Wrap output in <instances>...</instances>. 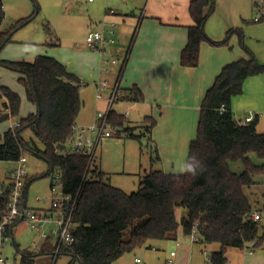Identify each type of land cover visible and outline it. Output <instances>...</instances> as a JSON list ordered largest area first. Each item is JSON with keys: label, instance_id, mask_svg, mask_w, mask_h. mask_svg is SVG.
Instances as JSON below:
<instances>
[{"label": "trees", "instance_id": "obj_1", "mask_svg": "<svg viewBox=\"0 0 264 264\" xmlns=\"http://www.w3.org/2000/svg\"><path fill=\"white\" fill-rule=\"evenodd\" d=\"M215 10V0L190 3L189 13L194 25L188 28V41L181 52L183 68L199 67L204 43L220 48L228 46L234 34L244 38L243 32L234 29L228 31L223 41L209 38L206 24ZM5 18L4 4L0 0V52L11 42L15 32L31 20L5 30ZM0 68L20 75L26 99L36 107L35 113L16 122L18 126L14 130L0 137V163L15 164L23 154L29 153L47 164L49 172L45 177L53 178L56 172L62 174L66 195L75 197L80 191L73 216L75 243L61 253L71 256L72 263L114 264L151 241L180 243L181 228L189 238L195 227L201 235L200 243L220 245V250L211 255L210 264H228L229 249L264 252L261 217L260 221L254 220L255 211L245 192L258 184L254 176H264V165H255L250 158L255 154L264 160V133L257 130V116L252 123L243 126L236 121L232 110V100L243 94L246 80L264 74V66L252 54L248 59L227 64L204 96L197 136L189 146L187 158L188 161L195 156L200 162L197 174L150 172L138 192L132 194L107 184L106 175L96 168V162L90 164L83 157L61 154L72 138L83 107L81 81L67 66L55 58L37 56L33 62L0 59ZM122 91L121 101L140 104L145 99L137 86ZM21 105L20 95L8 87H0V124L13 120ZM110 122L121 133L127 119L112 112ZM144 125L142 136H136L133 129L124 132L132 139L151 140L157 123L152 117H146ZM26 131H30L34 139L25 141L22 135ZM237 162L244 166L241 174L230 169V163ZM35 180H28L26 191ZM24 199L28 201L26 192ZM7 200V196H0V212L5 209ZM179 210L185 211L180 219ZM10 232L11 229L8 238L12 237ZM51 247L50 252H53ZM22 262L32 263L26 254Z\"/></svg>", "mask_w": 264, "mask_h": 264}, {"label": "rangeland", "instance_id": "obj_2", "mask_svg": "<svg viewBox=\"0 0 264 264\" xmlns=\"http://www.w3.org/2000/svg\"><path fill=\"white\" fill-rule=\"evenodd\" d=\"M2 1L6 15L5 30L11 29L21 21L31 20L15 32L11 42L0 52V59L11 62H33L37 56H46L61 61L81 81L80 95L83 107L77 124L81 126L95 124L97 114L105 113L107 110L106 101L97 100L96 84L106 80L114 86L123 62L122 58L119 59L112 54L119 64L113 67L112 72L106 73L107 67H102L101 58L86 45L90 23L96 24L95 19H103L106 15L102 9H99L104 0H93L94 3L89 0ZM258 1L215 0L216 11L208 20L206 33L208 35V31L214 26L215 38L223 41L228 31L232 29L243 32V39L239 34H234L229 45L221 47V51L225 53L228 51L232 56L243 55L245 59L252 54L264 66V6L259 5ZM137 14L140 17L141 11ZM256 19H260V22H256ZM139 31L140 29L137 35ZM126 42L123 51L128 52L135 42L134 35ZM124 74L125 70L120 83L121 89L128 88ZM19 80L18 73L0 68V86H6L11 90L13 87L22 88ZM180 83L181 85L177 86L181 87L173 88L172 102L164 105L163 110L158 109L154 116L147 113L138 117L137 110L131 108L132 106L128 103L120 101L115 104L114 112L118 115H127L129 118L127 117L128 121L121 129V133L116 128L119 134L103 139L97 149L95 166L106 175L104 181L107 184L126 194H132L138 192L143 179L150 172L185 174L179 172V167L187 161L189 146L196 139L199 112L197 115L191 112L186 114L184 105L189 97V85ZM232 108L236 119L244 120L246 116L258 115L260 119L258 130L261 134L264 133V74L246 80L243 94L233 98ZM35 112L36 107L24 98L19 114L13 120L0 124V137L12 129L13 123ZM146 116H152L157 123L151 140L130 138L124 130L133 129L136 136H142ZM22 137L25 141L34 139L30 131L24 132ZM157 156L159 160H156ZM250 158L255 165H264V160L259 159L255 154H252ZM27 160L29 180L36 179L29 186L27 194L29 207L32 210H43L41 208L49 210L53 201L52 178L45 177L49 168L45 162L29 153ZM15 167L14 163H0V185ZM230 169L235 174H241L244 166L241 162L230 163ZM253 180L258 184L245 192L254 211L261 215L262 233L264 230V176H254ZM36 199H40V203H37ZM183 214L185 211H177L178 219ZM50 228L47 227V230ZM178 241L182 243L180 248L176 247V241L148 242L133 253L124 255L114 264H135V259H139L141 264H210L208 260L211 255L220 250V245L216 243L190 242V237L184 235L183 228L179 231ZM35 243L38 244L36 235L22 224L14 237L8 238L7 245L1 250L2 257L8 264H23L24 254L30 257L31 264H80L72 263V257L65 254H60L56 262H54L53 253L33 255L31 253L37 252L29 249ZM258 251L256 254H259ZM172 252H176L177 256L172 258ZM232 255L231 259H236L235 255L233 257Z\"/></svg>", "mask_w": 264, "mask_h": 264}, {"label": "crops", "instance_id": "obj_3", "mask_svg": "<svg viewBox=\"0 0 264 264\" xmlns=\"http://www.w3.org/2000/svg\"><path fill=\"white\" fill-rule=\"evenodd\" d=\"M192 1L146 0L144 2V0H104L99 6V9H102V12L104 11L106 15L103 19H95L96 24L101 21L116 24L117 43L110 49L111 54L119 59H124L127 54L129 56L124 74L128 88L122 90H128L133 86H137L145 97L144 101L140 104L125 102L132 106L131 108L135 111L137 110L136 114L138 117L147 113H151L154 116L158 109L163 110L164 105L172 102L173 88L181 85L180 82L187 83V86L189 85V97L185 100L186 104L184 105L186 106V114L191 112L197 115L199 112L200 116V108L204 96L213 85L221 70L227 64L245 59L243 55L232 56L228 51H226L227 53L221 51V47H212L204 43L201 47L199 67L196 69H186L181 66V52L188 41V28L194 25L189 13ZM108 10L114 11V14L109 15ZM138 11H141L140 17H138ZM138 29L140 31L137 35ZM132 35H134L135 42L131 45L128 52L123 51L127 39ZM208 35L212 40L220 41L214 36V26L208 31ZM22 88L15 89L13 87L12 91L17 94L19 93L18 95H20L23 101L24 98L26 99V94L24 88ZM256 116L260 122L258 115ZM127 117L129 118V116H125L126 119H128ZM236 121L241 123L243 120L239 118ZM198 122L199 119L197 127ZM258 132L261 133L259 130ZM172 168H174V165H172ZM28 190L26 191L27 194ZM41 209L43 210L36 211H49L44 208ZM22 224L24 223H18L13 227L11 232L12 237L21 228ZM26 229H28L27 226ZM48 244L39 243L40 248L36 251L37 253L31 254L42 255V251L45 254L53 253L50 252L52 251V245L50 244L51 246H49ZM29 250L32 251L31 248ZM249 251L245 249H229L227 252L228 264H264V252L259 250V254H256L257 251L252 250L253 254H250ZM232 253L236 259H231Z\"/></svg>", "mask_w": 264, "mask_h": 264}, {"label": "built area", "instance_id": "obj_4", "mask_svg": "<svg viewBox=\"0 0 264 264\" xmlns=\"http://www.w3.org/2000/svg\"><path fill=\"white\" fill-rule=\"evenodd\" d=\"M89 1L93 2V0ZM259 1L258 4L264 6V0ZM113 14L114 11H109V15ZM256 22H260V19H256ZM116 43L115 23L103 21L90 25V31L86 36V45L101 58L102 67H107L105 70L106 73L112 72L113 67L119 64L110 52V49ZM128 58L129 56L127 54L123 59L114 86L106 80L96 84L97 100H105L107 110L105 113L100 112L97 114V122L95 124L91 126L77 124L73 127L72 138L68 142L66 149L61 153L64 157H83L91 164L95 162L97 149L101 141L117 136L119 130L111 124L110 115L114 112L115 104L120 102L123 96L120 83ZM7 113L9 115L11 114L9 110ZM254 119L255 117L253 115H249L241 121L240 125H249ZM17 126V123H13L12 130ZM27 164V155L23 154L15 163L16 167L8 173L6 181L0 185V196L8 197L5 209L0 212V264H8L2 257L1 250L7 245L10 229L12 231L13 227L18 223H24L30 232L37 236L38 244L35 243L31 247L32 251L39 250V243H49L53 246L54 262H56L58 256L64 249L70 248L75 243L73 216L78 204L80 191L75 197L66 195L63 192L62 174L56 172L54 178H52L51 193L53 201L51 209L41 212L32 210L28 205V201L25 202L24 199L27 182L29 180ZM87 173L84 179L87 178ZM36 202L40 203V199H36ZM260 217L261 215L257 212L253 214L255 221H260ZM47 227L51 228L47 230ZM200 240L201 235L195 227L190 235V242L197 243ZM251 246L253 247V245ZM176 247L180 248V243H177ZM249 253L253 254V251L250 250ZM176 255V252L171 253L172 258ZM135 263L141 264V261L137 259Z\"/></svg>", "mask_w": 264, "mask_h": 264}, {"label": "clouds", "instance_id": "obj_5", "mask_svg": "<svg viewBox=\"0 0 264 264\" xmlns=\"http://www.w3.org/2000/svg\"><path fill=\"white\" fill-rule=\"evenodd\" d=\"M200 167V162L196 159L195 156H192L188 161H185L180 165L179 172L188 173L195 176L197 174V169Z\"/></svg>", "mask_w": 264, "mask_h": 264}]
</instances>
